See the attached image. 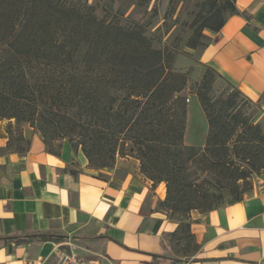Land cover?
I'll return each mask as SVG.
<instances>
[{"label":"trees","instance_id":"trees-1","mask_svg":"<svg viewBox=\"0 0 264 264\" xmlns=\"http://www.w3.org/2000/svg\"><path fill=\"white\" fill-rule=\"evenodd\" d=\"M104 12L99 18L86 0H0V120L28 123L53 154H59L54 140H68L93 169L112 168L131 147L153 187L166 183L158 207L183 218L182 234L192 244L191 212L208 213L223 201L221 189L213 193L212 185L192 177L209 168L231 173L234 183L247 182L264 168V135L239 108L237 95H211L220 75L207 67L193 87L208 121L206 145L187 146L191 88L188 73L174 68L176 47H158L144 21L128 17L123 25L124 16L112 6ZM237 13L236 0H211L208 14L194 21L186 47L205 48L210 39L204 32H219ZM7 133V151H28L21 130L13 137L10 123ZM234 195L226 204L244 199L238 191Z\"/></svg>","mask_w":264,"mask_h":264},{"label":"crops","instance_id":"crops-1","mask_svg":"<svg viewBox=\"0 0 264 264\" xmlns=\"http://www.w3.org/2000/svg\"><path fill=\"white\" fill-rule=\"evenodd\" d=\"M238 13L219 32L206 30L199 60L214 69L264 115V0H236ZM208 121L197 96L187 106L184 143L203 148ZM28 151H7L0 120V264H39L72 241L83 259L101 264H264V188L208 213L192 211V251L183 218L160 210L167 189L120 158L93 169L81 151L50 153L25 129ZM52 235L60 241L39 240ZM197 246L195 249L194 247Z\"/></svg>","mask_w":264,"mask_h":264},{"label":"rangeland","instance_id":"rangeland-1","mask_svg":"<svg viewBox=\"0 0 264 264\" xmlns=\"http://www.w3.org/2000/svg\"><path fill=\"white\" fill-rule=\"evenodd\" d=\"M90 5L96 6V14L99 18L105 17L104 7L112 6L114 11L123 15L122 24L127 23V18L130 17L135 21H144L149 24V34L153 36L158 47L169 46L178 51L176 56L174 68L176 71L188 73L189 87L191 90L188 92V97L194 95V85L202 81L208 74L207 67L199 60V52L201 47L196 50L186 47L185 43L191 36L193 28L192 25L199 17H205L208 14L209 5L211 0H86ZM221 3V2H220ZM230 94L237 95L239 108L250 119V121L258 126L264 135V115L261 107L247 99L238 88L229 84L222 77L216 76L213 84L211 95L215 98L221 95L225 98ZM187 103V102H186ZM188 104V103H187ZM7 126L12 124L13 137H17L19 131L24 132L25 129L36 133L41 136V133L32 128L28 123L17 125L15 120L8 121ZM26 145V144H25ZM23 145V146H25ZM65 145L70 146L74 151H82L81 148L75 149L68 140L56 139L52 142V148L61 151ZM264 150V143L260 146ZM126 155H118L112 168L115 167L117 160L120 158L128 159L130 167L135 165L136 159L135 151L130 147L126 150ZM84 154V153H83ZM86 157V156H85ZM140 163V161H139ZM89 164V162H88ZM241 169L245 168V164L240 163ZM264 164L260 162V165ZM96 167L95 165L91 166ZM142 173V172H141ZM147 178V177H146ZM197 183L212 185L211 191L217 194V189H221L223 201L220 205L233 202L237 191L242 193L243 198L248 196L254 189V186H261V181L264 180V168L259 174H254L247 182L239 181L234 183L231 173L226 174L218 171L217 169H205L192 177ZM163 184L166 183L162 182ZM161 184V183H160ZM251 188L250 193L243 194L245 189ZM219 205V206H220ZM203 209V208H202ZM203 210H199L202 212ZM191 245V246H190ZM190 252L192 251V244L188 245Z\"/></svg>","mask_w":264,"mask_h":264},{"label":"built area","instance_id":"built-area-1","mask_svg":"<svg viewBox=\"0 0 264 264\" xmlns=\"http://www.w3.org/2000/svg\"><path fill=\"white\" fill-rule=\"evenodd\" d=\"M186 102L189 103L190 98ZM261 183V187L264 188V180ZM76 248L72 241H68L63 248L56 251L53 257L39 264H101L99 259H83L76 251Z\"/></svg>","mask_w":264,"mask_h":264}]
</instances>
